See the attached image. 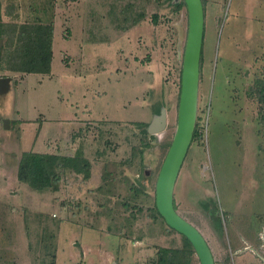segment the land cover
Instances as JSON below:
<instances>
[{"label":"rangeland","instance_id":"1","mask_svg":"<svg viewBox=\"0 0 264 264\" xmlns=\"http://www.w3.org/2000/svg\"><path fill=\"white\" fill-rule=\"evenodd\" d=\"M178 1L0 0L5 24H53L48 76L0 73L14 80L0 98V264H155L159 248L181 246L151 219L162 145L176 128L188 26ZM202 2L201 138L178 174L176 211L215 264H264V107L254 92L264 82V0ZM76 150L87 178L63 170L56 192L17 181L23 152ZM99 246L113 257L98 259Z\"/></svg>","mask_w":264,"mask_h":264},{"label":"trees","instance_id":"2","mask_svg":"<svg viewBox=\"0 0 264 264\" xmlns=\"http://www.w3.org/2000/svg\"><path fill=\"white\" fill-rule=\"evenodd\" d=\"M184 6L183 0H179L175 5V11L178 12ZM1 40L4 43L2 46L0 45V73L9 72L23 75H49L51 73L53 53V24L51 20L45 21L37 18L19 24H5L1 21L0 11ZM179 74L181 76V71H179ZM254 92L264 107V82H256ZM200 138L199 124L196 123L192 142ZM170 143L171 140L164 142L162 145L165 155ZM148 145L145 144V147H148ZM89 167V161L80 150H76L73 155L42 154L29 151L20 155L16 176L18 182L26 184L34 191L49 190L56 192L59 188L63 170H70L87 178ZM174 207L176 209L175 202ZM151 212L153 213L151 215L152 220L159 218L163 221L155 205ZM167 229L175 232L172 229ZM180 239L181 246L178 248H159L156 252L155 264H191L195 252L184 236L180 235Z\"/></svg>","mask_w":264,"mask_h":264},{"label":"water","instance_id":"3","mask_svg":"<svg viewBox=\"0 0 264 264\" xmlns=\"http://www.w3.org/2000/svg\"><path fill=\"white\" fill-rule=\"evenodd\" d=\"M188 17L182 56L176 128L155 182V207L167 227L184 236L191 244L199 264H215L212 251L201 232L182 218L174 207L175 183L189 150L197 120L205 14L202 0H183ZM10 78L0 77V96L10 88ZM166 114L160 115L162 128ZM5 128L9 124L5 121Z\"/></svg>","mask_w":264,"mask_h":264},{"label":"crops","instance_id":"4","mask_svg":"<svg viewBox=\"0 0 264 264\" xmlns=\"http://www.w3.org/2000/svg\"><path fill=\"white\" fill-rule=\"evenodd\" d=\"M52 56H53V53H52ZM52 63V62H51ZM125 70V72H124V74H123V78L126 80V81H133V80H135L134 78H133V75H132V68L131 67H129V68H125L124 69ZM137 74H139V72H136ZM11 75H14V76H16V75H22L23 76V79L27 76V75H23V74H12L11 73ZM28 75H32V74H28ZM33 75H38V74H33ZM43 76H48V75H43ZM1 77V76H0ZM5 77H9L11 80H10V88H9V91H8V93L6 94V95H3V96H0V98H1V100L2 99H5L8 95H9V93H10V91H11V84H12V82L14 81V80H12V77H10V76H5ZM23 79H21V80H23ZM141 88H143L144 89V87L141 85L140 86ZM0 100V101H1ZM131 103H132V101H131ZM136 103H137V105L139 106V108H142L143 107V105L146 103L144 100H142L141 99V101H137L136 100ZM124 104H130V102H126L125 101V103ZM17 120H20V119H17ZM10 123V122H9ZM19 126L20 125H22V123L21 124H18ZM10 127V126H9ZM43 153H45L44 151H43ZM42 153V154H43ZM47 153V152H46ZM50 154H59V153H57V152H49ZM21 155V154H20ZM61 155H63V154H61ZM67 155H69V154H67ZM1 157V159H2V161H5V158L3 157V156H0ZM17 159H18V157H17ZM17 162H18V160H17ZM5 164H6V162H5ZM4 165V164H3ZM0 178L2 179V172H1V168H0ZM91 250H89V249H87V253L88 252H90ZM96 253L98 254V259H101L102 257H108L109 259H111L112 257H113V254L110 252V251H106V249L105 248H102V247H98V249L96 250ZM83 255H85V251H82V253H81V255H79V257H81V256H83ZM74 257L76 258L77 257V254H74ZM71 259H72V257H71ZM105 264V263H104ZM112 264H116V261H114V262H112Z\"/></svg>","mask_w":264,"mask_h":264},{"label":"flooded vegetation","instance_id":"5","mask_svg":"<svg viewBox=\"0 0 264 264\" xmlns=\"http://www.w3.org/2000/svg\"><path fill=\"white\" fill-rule=\"evenodd\" d=\"M250 215H253L252 217H254V218H256V219H258L259 217H257L258 216V214H253V213H250ZM222 218H224V215L222 216ZM227 222V221H226ZM223 225H225V223H223Z\"/></svg>","mask_w":264,"mask_h":264}]
</instances>
